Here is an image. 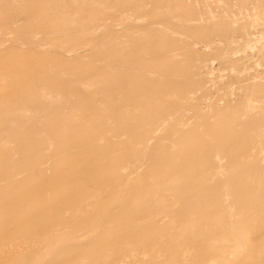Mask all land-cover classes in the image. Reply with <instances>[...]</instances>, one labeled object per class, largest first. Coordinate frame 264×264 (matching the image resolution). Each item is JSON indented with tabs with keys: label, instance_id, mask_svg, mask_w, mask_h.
Here are the masks:
<instances>
[{
	"label": "rangeland",
	"instance_id": "1",
	"mask_svg": "<svg viewBox=\"0 0 264 264\" xmlns=\"http://www.w3.org/2000/svg\"><path fill=\"white\" fill-rule=\"evenodd\" d=\"M6 73H26L29 84H18L15 95L17 88L3 87ZM0 99H6L0 109V241L28 220L40 218L47 203L60 201L62 192L48 196L43 187H56L55 180L70 168L64 165L70 164V155L57 156V150L82 136L78 122L91 114L109 137L134 138L125 130L135 122L143 124L140 130L153 131L141 137L149 140L137 141L131 149L128 158L134 165L123 179L140 180L138 165L144 158L149 167L169 153L205 154L213 167H195L205 181L190 191L227 187L221 192L229 196L223 199L235 201L237 191L264 189V0H0ZM62 105L73 106V112ZM15 122L24 126L20 129ZM16 125L21 132L15 131ZM6 147L11 150L5 154ZM166 193L173 196V208L195 206L189 191L172 186ZM145 201L139 199L140 204ZM89 234L81 238L88 241L96 232ZM53 252L39 263L50 262ZM137 253L138 260L131 261L139 264L146 255Z\"/></svg>",
	"mask_w": 264,
	"mask_h": 264
},
{
	"label": "bare ground",
	"instance_id": "2",
	"mask_svg": "<svg viewBox=\"0 0 264 264\" xmlns=\"http://www.w3.org/2000/svg\"><path fill=\"white\" fill-rule=\"evenodd\" d=\"M25 75L26 73H24L23 75L6 73V81L4 82L3 87L6 89L17 88L16 86L19 84V88H21V86L23 87L26 84H29L28 81H25ZM195 79L196 78H194V80ZM19 88L13 91L15 95L17 94V92H19ZM40 97L42 98L43 96ZM5 100L6 99H0V109L3 108L2 105L6 102ZM62 107L65 106L62 105ZM66 107L69 108L67 105ZM65 108H61L59 109V111L62 109L65 110ZM71 108H69V110L72 111L73 108ZM71 111L67 113L71 115ZM1 113L3 114V112ZM25 113L23 112V114ZM20 115L18 116L21 117ZM43 115L44 117H46L45 113ZM15 117H17V115ZM16 119L20 120L19 118ZM69 119H67V121ZM94 119H96V116L94 117L93 114L88 116L86 120L84 119L85 121L83 119H80L82 121L78 122L80 121L78 118L77 122L80 123L83 131L82 136L77 134V138H74L72 141H69L67 139L69 142L65 143V145H62V148H60L62 151L59 149L60 146L58 147V154L55 152L56 150H53L54 148L52 149V151H54L57 156H59L60 153H63V155L64 153H68L70 155L69 159L71 160L70 164H68V161L67 163L65 162L66 164H64L65 166L71 165L70 168L68 167L61 176L59 175L60 177L58 179V176L56 177L57 180H55V184L57 188L55 186L43 187V189L46 188L48 196L50 194L52 195L51 191L53 192L54 190L56 191L54 192L55 194L62 192L60 201L52 204L45 202L47 203V206L44 211L41 210L43 213L40 218H33L28 220L26 224H24V226L15 229L16 231L14 230V235L3 238L0 241V264H37L39 263L40 259L45 258L46 256H48V254L52 253L58 247H60L59 251L56 253L53 252L51 261L46 264H119L120 262H122L123 264H136L131 260H138L139 256L137 258L136 255L139 254L137 252H140L141 254V251L144 253L143 255H141L146 256H144L143 259L141 258L139 264H162V258H164V264H264L263 188L251 190L248 192L237 191L236 193L238 195L235 201L232 202H227L223 199L224 196H229L228 192H225V194L221 192L222 190H225V188L226 190H228L227 187H223L222 190H215V188L208 189L204 186V190L202 192L197 193V191H195L196 193H192L193 190L190 191L192 187V189H194V187L196 188L197 185L203 184L205 181L204 175L202 174L201 170L196 169L195 167L199 164L202 165L203 163L205 165L213 167L214 161L205 154L186 157L185 153H169L166 156L163 155L164 157H157V159L151 165H149V167L146 164V159L144 158L140 160V163L138 165L139 176H142L140 180L123 179L125 178V174L129 172V168L134 165L132 162H129L128 158L129 153H131V149L134 148V145L137 141L149 140L148 138L141 137L145 136L148 133H153V131L150 129L140 130L139 127L143 126V124H141L140 122H135L136 125H134L132 129L129 130L126 127L125 130L126 134L134 135V138L129 137L125 139H117L114 137H109L107 135V131L103 129L102 124L94 121ZM10 123L11 122H9V124ZM51 124L54 125L53 123ZM22 125L24 126V123L21 124V126L18 125L20 126V129ZM52 125L49 127L52 128ZM56 127L57 126H55V128ZM18 128L17 130L15 129V131H18ZM24 128L25 127H23V130ZM29 130L35 131V128L27 129V131ZM58 130L60 129L58 128ZM78 130L74 129L73 133ZM30 134H26L25 137L27 138V135L29 137ZM5 136L6 135H4L3 137ZM7 136H9V134H7ZM31 136L32 135H30V137ZM38 136L39 135L33 138H38ZM60 137L58 135L56 139ZM2 140L0 139V141ZM16 143L13 146H16ZM33 143L35 144V142ZM123 143H126L127 145L123 146ZM58 144H56V146ZM120 145L123 146V149L119 148ZM3 146L4 145H2L1 147ZM47 146V149H50L48 144ZM6 149L7 147L5 148V154ZM7 150H11V148ZM10 152L7 151V153ZM45 153H43L42 155H44ZM126 153H128V155H126ZM154 153L159 152L155 151ZM21 154L24 153L22 152ZM243 154L247 157L253 156L251 155L253 153ZM47 155L45 154L44 156L46 157ZM240 155L242 156L241 153ZM62 157L61 159L63 162ZM47 158L45 159L47 160ZM45 159H43L42 162H45ZM5 160L7 161L8 159ZM16 162L18 163V161ZM63 163H60L58 165H61ZM254 164L252 163V165ZM257 164L255 165L258 167L259 164ZM215 165H217V163H215ZM261 166H263V164ZM14 167L17 166L15 165ZM46 167L47 166H45V168ZM165 167L169 168L170 170H168L169 172L166 170L168 174L164 177L163 172ZM171 167L174 168L172 169ZM25 170L27 171V169ZM31 175L32 174L30 173V177H35ZM34 175H36V172L34 173ZM56 175H58V173ZM2 177L4 176H1V178ZM30 177L27 176V178H29L28 180H30ZM256 177L257 176H255V178ZM27 178H24L23 181H25V179ZM225 178L227 177L225 176ZM240 178L242 179L243 177ZM246 178H248V176H246ZM221 179L222 178L220 177V180ZM255 183H253V185ZM144 184L145 186H143ZM225 184L228 183L225 182ZM8 185L11 186L10 184ZM41 185L42 184H40V186ZM172 186L179 189L181 192H191L190 195L192 194L191 197L193 198L192 201L194 202L195 206H180L178 208H173L171 204L173 196L166 193V190L172 188ZM200 186L202 187V185ZM200 186H197V189H199L198 187ZM10 188L9 190H11ZM39 189H42V187ZM30 191L28 190V193ZM6 193L5 195H7ZM37 193L38 192H36V195ZM34 196L35 195H33V198ZM11 197L13 198L12 194ZM33 198L31 200H33ZM139 199L146 200L144 202L145 205L140 204ZM220 199H223L224 201ZM257 200L258 202H256ZM17 205L18 204H16V206ZM156 212H160L163 215L160 218L155 217ZM21 215L17 216L20 218ZM141 221H144L146 223L141 224ZM7 224L9 223L7 222ZM91 231L96 232L95 238L93 236L92 239L84 241V236L90 235L89 232ZM81 237H83V239ZM90 249L94 250L95 252L93 254H88V252L86 251H90ZM39 264L42 263L40 262Z\"/></svg>",
	"mask_w": 264,
	"mask_h": 264
}]
</instances>
